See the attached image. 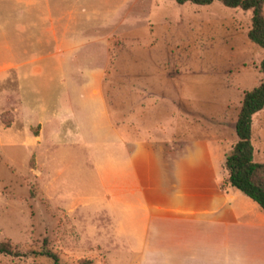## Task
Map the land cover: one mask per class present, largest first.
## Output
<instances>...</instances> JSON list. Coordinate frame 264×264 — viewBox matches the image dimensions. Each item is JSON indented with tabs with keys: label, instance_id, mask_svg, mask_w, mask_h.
I'll return each instance as SVG.
<instances>
[{
	"label": "rangeland",
	"instance_id": "1",
	"mask_svg": "<svg viewBox=\"0 0 264 264\" xmlns=\"http://www.w3.org/2000/svg\"><path fill=\"white\" fill-rule=\"evenodd\" d=\"M249 26L216 1L0 0V242L20 253L0 264H52L44 251L57 264H131L99 181L112 165L104 124L170 118L224 169L242 94L264 80ZM250 144L264 163V108Z\"/></svg>",
	"mask_w": 264,
	"mask_h": 264
},
{
	"label": "crops",
	"instance_id": "2",
	"mask_svg": "<svg viewBox=\"0 0 264 264\" xmlns=\"http://www.w3.org/2000/svg\"><path fill=\"white\" fill-rule=\"evenodd\" d=\"M148 117L142 115V125L131 118L124 132L119 123L104 124L112 165L99 181L111 186L117 215L113 238L135 249L131 264H156V247L170 249L174 264H183L196 243L220 240L238 243L248 264H264V213L225 184L216 152L175 134L166 123L170 118L148 123ZM140 127L147 138L138 134Z\"/></svg>",
	"mask_w": 264,
	"mask_h": 264
},
{
	"label": "trees",
	"instance_id": "3",
	"mask_svg": "<svg viewBox=\"0 0 264 264\" xmlns=\"http://www.w3.org/2000/svg\"><path fill=\"white\" fill-rule=\"evenodd\" d=\"M172 1L177 5L190 3L196 6H207L216 1L226 8L248 12L250 26L246 37L250 43L264 49V0ZM258 71L264 77V57L258 64ZM263 106L264 80L242 94L240 107L233 124L235 142L224 155L223 167L226 172L225 184L256 204L264 213V164L252 161L250 144L251 116L260 111ZM0 255L10 258L20 257V253L9 242H0ZM40 255L49 258L52 264H57V258L53 253L44 251Z\"/></svg>",
	"mask_w": 264,
	"mask_h": 264
},
{
	"label": "clouds",
	"instance_id": "4",
	"mask_svg": "<svg viewBox=\"0 0 264 264\" xmlns=\"http://www.w3.org/2000/svg\"><path fill=\"white\" fill-rule=\"evenodd\" d=\"M156 264H174V253L170 249H153ZM183 264H248L243 248L228 240L200 241L193 245Z\"/></svg>",
	"mask_w": 264,
	"mask_h": 264
}]
</instances>
